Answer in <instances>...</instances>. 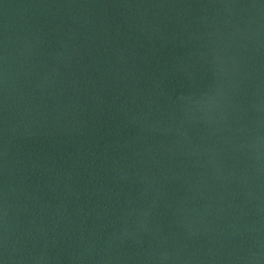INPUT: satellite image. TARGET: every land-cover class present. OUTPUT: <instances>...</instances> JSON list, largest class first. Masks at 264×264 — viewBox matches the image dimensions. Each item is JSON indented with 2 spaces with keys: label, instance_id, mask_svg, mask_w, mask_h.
<instances>
[{
  "label": "water",
  "instance_id": "water-1",
  "mask_svg": "<svg viewBox=\"0 0 264 264\" xmlns=\"http://www.w3.org/2000/svg\"><path fill=\"white\" fill-rule=\"evenodd\" d=\"M3 264H264V0H0Z\"/></svg>",
  "mask_w": 264,
  "mask_h": 264
},
{
  "label": "snow or ice",
  "instance_id": "snow-or-ice-1",
  "mask_svg": "<svg viewBox=\"0 0 264 264\" xmlns=\"http://www.w3.org/2000/svg\"><path fill=\"white\" fill-rule=\"evenodd\" d=\"M0 264H3V262H2V261H0Z\"/></svg>",
  "mask_w": 264,
  "mask_h": 264
}]
</instances>
